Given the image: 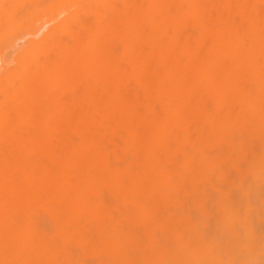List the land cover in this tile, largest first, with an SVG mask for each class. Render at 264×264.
Listing matches in <instances>:
<instances>
[{
  "label": "bare ground",
  "instance_id": "bare-ground-1",
  "mask_svg": "<svg viewBox=\"0 0 264 264\" xmlns=\"http://www.w3.org/2000/svg\"><path fill=\"white\" fill-rule=\"evenodd\" d=\"M0 264H264V0H0Z\"/></svg>",
  "mask_w": 264,
  "mask_h": 264
}]
</instances>
